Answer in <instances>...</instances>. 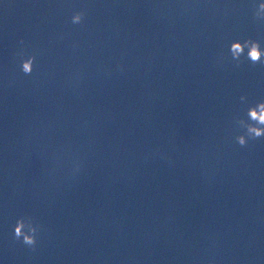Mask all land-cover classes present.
Returning <instances> with one entry per match:
<instances>
[{"label":"water","instance_id":"water-1","mask_svg":"<svg viewBox=\"0 0 264 264\" xmlns=\"http://www.w3.org/2000/svg\"><path fill=\"white\" fill-rule=\"evenodd\" d=\"M259 3L0 0V264H264Z\"/></svg>","mask_w":264,"mask_h":264},{"label":"clouds","instance_id":"clouds-1","mask_svg":"<svg viewBox=\"0 0 264 264\" xmlns=\"http://www.w3.org/2000/svg\"><path fill=\"white\" fill-rule=\"evenodd\" d=\"M261 13H264V3H259L255 15L259 17ZM85 15L86 13L84 11H74L70 17V22L73 25H80L84 22ZM249 45L250 48L248 52V58H250L253 62H258L261 55H264V53H262L259 49L258 43L252 41H245L244 44H241L240 42L233 43L231 46L233 58L238 59L242 54L244 47ZM20 55L22 57V71L25 74H30L33 71L35 57L33 55H26L23 51L20 53ZM248 116L251 118V120L256 121L257 124L264 125V102H260L255 107L250 108L248 111ZM247 131L253 139L264 135V127L249 125ZM238 140L241 145L246 143L243 136H240ZM38 230L39 227L34 225L31 219L28 220L26 229L25 220L24 218H21L14 229V238L16 240H20L22 238V243L24 245L28 246L32 250H35Z\"/></svg>","mask_w":264,"mask_h":264}]
</instances>
